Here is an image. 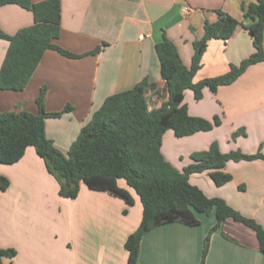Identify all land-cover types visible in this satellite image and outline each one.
I'll return each mask as SVG.
<instances>
[{
    "label": "crops",
    "instance_id": "1",
    "mask_svg": "<svg viewBox=\"0 0 264 264\" xmlns=\"http://www.w3.org/2000/svg\"><path fill=\"white\" fill-rule=\"evenodd\" d=\"M253 1L59 0L60 32L55 43L83 55L70 58L47 49L22 90H0V111L37 113L35 100L45 86L46 112L70 107L57 117L45 118L46 137L66 153L107 96L128 90L146 77L148 108L155 109L167 99L155 52L162 33L174 42L188 66L192 43L202 36L205 20H216L214 10L241 20L242 6ZM32 23L31 11L12 3L0 6V29L6 34ZM7 47L8 41L0 38V66ZM96 47L98 51L90 52ZM253 51L250 35L240 26L227 40L210 39L193 81L223 74ZM182 102L190 115L208 120L218 116L221 122L211 130L183 137H176L170 129L165 131L161 152L178 170L191 162L192 152L207 149L212 141H217L221 152H264V61L248 66L235 81L215 91L205 87L200 99L186 89ZM237 130L243 133L233 138ZM223 171L231 174L223 185H216L208 171L191 173L189 182L209 197L223 198L264 227V160H229ZM0 175L9 180L8 187L0 190V247L13 246L3 238L7 231L32 242L31 236L22 232L28 222L44 221L43 205L48 208L50 201L67 200L57 198L58 183L32 146L26 147L17 162L0 163ZM117 183L130 193L133 204L107 192L90 190L82 182L77 197L70 201L71 211L58 239L48 240L47 264H126L124 242L141 220L142 204L124 179ZM224 224L232 228L229 230L235 240L213 233L205 264H264L253 231L231 220ZM204 233L179 222L153 227L141 238L136 264H197ZM4 261L5 257L2 264Z\"/></svg>",
    "mask_w": 264,
    "mask_h": 264
},
{
    "label": "trees",
    "instance_id": "2",
    "mask_svg": "<svg viewBox=\"0 0 264 264\" xmlns=\"http://www.w3.org/2000/svg\"><path fill=\"white\" fill-rule=\"evenodd\" d=\"M10 3L31 11L33 23L12 35L0 29V38L8 41L0 66V90H22L47 49H54L70 58L83 55L72 53L55 43L60 32L59 0H0V6ZM214 11L216 20H205L202 36L192 43L193 53L188 66L183 63L174 42L164 33L155 44L160 76L168 94L159 107L148 108L144 95L148 79L144 77L130 89L107 96L80 129L66 153L46 137L45 118L57 117L70 107L66 106L58 112H46L45 86L41 87L35 100L37 113L0 111V163L17 162L26 147L32 146L43 159L46 170L58 182V194L62 197L75 198L79 184L83 182L90 190L107 192L131 205L132 196L118 185L117 180L124 179L134 189L142 204V216L137 228L124 242L128 253L126 264L137 263L141 238L153 227L169 222L195 226L200 223L196 212L209 214L211 211H214L216 218L211 232L227 220L239 223L253 231L264 256V227L231 207L223 198L209 197L189 182L191 173L208 171L216 185H223L231 179V174L223 171L227 161L264 160V152H221L217 141H212L207 149L192 152L191 162L182 170L174 167L161 152L162 136L168 129L176 137H183L211 130L221 122L218 116L208 120L190 115L182 102L186 89L193 92L195 99H200L205 87L215 91L217 87L235 81L248 66L264 61V0L243 5L241 20L220 9ZM239 26L250 35L254 51L238 65H231L223 74L193 81L201 67V57L208 41L227 40ZM98 49L96 47L90 52ZM239 133H243V130L235 131L232 137ZM8 185V178L0 175V190H5ZM223 236L230 239L227 235ZM206 242L199 264H204L209 246ZM14 255V249L0 248V264L3 257Z\"/></svg>",
    "mask_w": 264,
    "mask_h": 264
},
{
    "label": "rangeland",
    "instance_id": "3",
    "mask_svg": "<svg viewBox=\"0 0 264 264\" xmlns=\"http://www.w3.org/2000/svg\"><path fill=\"white\" fill-rule=\"evenodd\" d=\"M60 151L65 153L66 150H60ZM54 180L56 181L55 178H54ZM81 184H82V182H80V184H79V189H80ZM133 192H135V191H133ZM78 193H79V191H78ZM57 196H58L57 198H59L60 195L57 194ZM60 197L63 198L64 200H67V201L66 202H64V201L60 202L58 200L50 201L48 208L45 205H43L44 210H46V213L44 214L46 216L44 221L41 222L39 220H34V221L32 220V223L28 222L27 229H24L22 231L23 234H27V235L31 236L32 242L25 240L19 234H13L11 236L9 231L6 232V234L4 235L3 238L7 242H11V241L13 242V246L12 247L9 246L8 248L14 249L15 255L10 257V258L5 257L4 264H47L48 261L46 258L48 255V249H47L49 246L48 240H50V242H51V240L55 241V239H58L59 234L62 231V229L64 228V224L66 223L67 215L69 214V211H71L69 205H71L73 203H71L70 201L75 199L77 196L75 198H66V197H62V196H60ZM212 197H216V196H212ZM123 213H125V209L123 210ZM195 214H196V217L198 218V220L200 221V223L198 225H195V226H189V225H186V226H188L189 228H193L197 232H199L201 229L205 230V233H204L202 240H201V243H200V249H201L200 258H199V261L197 263V264H199L201 261V258H202V251L204 248V243L207 241L206 236L208 235V233H210L209 238H208V242H206V243H208V245H209L211 236L215 232H218L222 236H223V234L227 235L231 241L235 240V238L231 235V232L229 230L232 228L229 227L228 225L226 226L224 223L222 225H220L214 231H212V232L210 231V229L216 223L214 211H211L209 214L199 213V212H196ZM209 221H212V222H209ZM230 226H232V225H230ZM208 248H209V246H208ZM207 252H208V250H207ZM205 258H206V256H205ZM205 258H204V264H205Z\"/></svg>",
    "mask_w": 264,
    "mask_h": 264
}]
</instances>
